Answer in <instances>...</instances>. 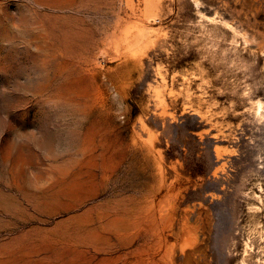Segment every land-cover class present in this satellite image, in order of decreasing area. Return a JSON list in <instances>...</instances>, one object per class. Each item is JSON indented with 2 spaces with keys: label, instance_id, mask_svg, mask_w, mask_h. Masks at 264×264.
Segmentation results:
<instances>
[{
  "label": "rangeland",
  "instance_id": "rangeland-1",
  "mask_svg": "<svg viewBox=\"0 0 264 264\" xmlns=\"http://www.w3.org/2000/svg\"><path fill=\"white\" fill-rule=\"evenodd\" d=\"M201 237L264 264V0H0V264H180Z\"/></svg>",
  "mask_w": 264,
  "mask_h": 264
},
{
  "label": "bare ground",
  "instance_id": "bare-ground-1",
  "mask_svg": "<svg viewBox=\"0 0 264 264\" xmlns=\"http://www.w3.org/2000/svg\"><path fill=\"white\" fill-rule=\"evenodd\" d=\"M257 35V34H256ZM258 35H259V33H258ZM257 43V42H256ZM248 44V43H247ZM250 44V43H249ZM254 93H256V92H254ZM258 104H257V111H260L261 109H262V104H261V102H257ZM146 179V178H145ZM136 203H138V202H136ZM141 208V207H140ZM168 213V212H167ZM176 218V217H175ZM205 219L207 220L208 219V217L206 216L205 217ZM178 221V220H177ZM198 221H200V222H198V227H199V229H203L204 231H205V228H204V226L203 225H201L202 224V219L199 217L198 218ZM181 224H182V227L179 229L180 231L179 232H174V224L172 223V220H170V219H168L166 222H165V224L163 225V228H162V230L163 231H167V236H173L174 235V233H176L175 234V236H176V239H180V238H183L184 236H185V234H187V233H191V232H193V230H192V228L194 229V226L192 227V226H190L189 224H188V222H187V219L185 218V217H181ZM135 224L137 225L138 223L137 222H135ZM187 229V230H186ZM198 229V228H197ZM198 229V230H199ZM204 234H205V232H202V235L204 236ZM202 238V237H201ZM167 239V238H166ZM182 243H181V248H180V251L184 254V258H183V260H182V262L180 263V264H202L201 263V260H203L204 261V263L205 264H208V262H207V254H206V252H205V248L203 247V244H204V240H203V238L202 239H199V240H197V243H193L192 244V246H193V248L190 250V251H184V249H183V247H184V245H189L190 243L189 242H187L186 240H184V239H182ZM167 241H165V243H166ZM191 246V245H190ZM191 246V247H192ZM2 249H0V251H1ZM262 252V251H261ZM250 256H252L253 257V254L252 255H250ZM261 261V260H260ZM241 264H247V262L244 260V261H242V263Z\"/></svg>",
  "mask_w": 264,
  "mask_h": 264
}]
</instances>
